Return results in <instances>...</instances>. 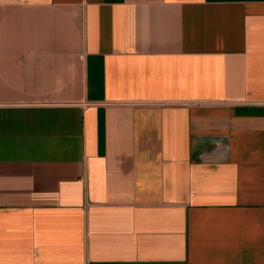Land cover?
I'll use <instances>...</instances> for the list:
<instances>
[{
    "label": "crops",
    "instance_id": "obj_1",
    "mask_svg": "<svg viewBox=\"0 0 264 264\" xmlns=\"http://www.w3.org/2000/svg\"><path fill=\"white\" fill-rule=\"evenodd\" d=\"M0 264H264V0H0Z\"/></svg>",
    "mask_w": 264,
    "mask_h": 264
}]
</instances>
